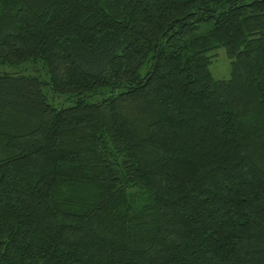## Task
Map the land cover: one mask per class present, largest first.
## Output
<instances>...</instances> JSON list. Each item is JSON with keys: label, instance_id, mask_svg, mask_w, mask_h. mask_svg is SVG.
I'll list each match as a JSON object with an SVG mask.
<instances>
[{"label": "trees", "instance_id": "obj_1", "mask_svg": "<svg viewBox=\"0 0 264 264\" xmlns=\"http://www.w3.org/2000/svg\"><path fill=\"white\" fill-rule=\"evenodd\" d=\"M0 264H264V0H0Z\"/></svg>", "mask_w": 264, "mask_h": 264}, {"label": "rangeland", "instance_id": "obj_2", "mask_svg": "<svg viewBox=\"0 0 264 264\" xmlns=\"http://www.w3.org/2000/svg\"><path fill=\"white\" fill-rule=\"evenodd\" d=\"M213 58L209 64V71L215 79L226 80L230 76V59L224 48L220 47L213 52Z\"/></svg>", "mask_w": 264, "mask_h": 264}]
</instances>
